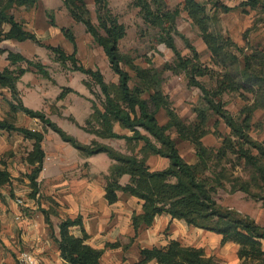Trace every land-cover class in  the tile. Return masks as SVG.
Here are the masks:
<instances>
[{"label": "trees", "instance_id": "1", "mask_svg": "<svg viewBox=\"0 0 264 264\" xmlns=\"http://www.w3.org/2000/svg\"><path fill=\"white\" fill-rule=\"evenodd\" d=\"M180 1L188 16L198 26L201 38L211 53V59L220 64L219 72L215 73L214 70L201 63L195 48L191 47L183 36L181 38L189 47L191 57L182 58L178 55L173 44V35L177 34L175 31V21L179 14L177 9H170L165 0H153L152 3L148 0H137L136 5L140 8L145 23L158 29V42L164 43L173 50L176 56L173 63L176 70L171 69L177 73L186 74L189 84L202 92L203 100L212 114L222 119L231 129L232 134L241 139L222 140L221 144L215 148L204 147L201 140L197 138L188 140L194 146L195 155L198 158L195 166H189L184 162L177 151L175 142L167 134L171 128L181 133V122L168 108L166 98L160 91L159 72L152 69H136L129 59L120 53L119 43L125 37L126 31L124 25L111 14L107 0H92L96 25L92 22L86 0H62V3L70 18L74 22L83 24L94 43L103 50L111 71L117 77V84L106 83L98 70L77 66L75 39L70 29H59L73 47L72 54L67 55L59 47L41 43L35 34L26 31L22 23L15 20L12 15L13 10L32 8L39 0H0V43L6 40L16 42L29 40L55 53L61 63L69 61L75 71L90 77L98 87L103 102L100 109L91 103V113L85 122V127L90 126L94 129L95 124L97 129L92 130V133L109 140L123 139L132 150L141 145L139 149L141 156L134 151L133 154L123 155L95 141L89 145L81 144L66 134L41 111L25 107L17 99L16 83L29 70L19 67L11 69L10 67L24 62L29 69H34L43 77H48V73L40 65L30 62L20 54L7 52V61L10 66L0 71V89H7L13 101H17L16 104H11L12 111H21L31 119L39 120L55 132L63 142L68 143L85 156L104 153L113 161L106 177L105 198L108 203H113L117 199L116 192L121 191L141 202L142 212L132 216L135 228L140 224L151 225L155 217L159 215H168L171 219L183 220L189 226L221 235L222 244L232 242L239 245V255L246 257L249 254L242 250L245 242L252 241L259 245V241L264 240V228L248 217L218 205L213 197L215 188L207 186L201 175L203 169L208 168L209 162L217 168L224 157L233 154L237 160H243L246 165H251L257 170L264 180V164L260 163L264 158V140H251L234 118L222 109L220 102L224 93L240 92L244 101L251 102L239 112L240 115H245L243 118L245 124L250 122L254 111H264V47L250 46L245 36L243 40L246 43L240 47L230 38L224 39L218 32L211 30L208 25L210 20L215 23L219 12L227 13L232 10L222 2L218 0L212 2L211 15L207 13L205 6L196 0ZM239 7L254 11L257 17L260 16L257 21H264V0H241ZM45 15L48 25L54 28L55 20L52 12H46ZM227 46L234 51L224 50ZM4 52L0 48V54ZM236 53L242 57V61ZM122 66H129L136 72L139 84L130 86L131 77ZM206 74L215 76V86L210 90L196 80L197 77ZM72 92L71 89L62 90L57 99H63L67 93ZM242 93H251L253 96L248 98ZM145 94H147L146 97H144ZM160 110H164L167 116V122L163 125H160L156 119V114ZM197 119L201 124L206 123L203 110L197 111ZM115 126L128 131L130 135L117 133L114 130ZM139 129L145 134H142ZM0 131L17 132L34 141L33 149L29 153V162L38 165L32 170L29 178L32 186L36 188V178L45 157L40 148L42 135L16 127L8 120H0ZM148 156L166 159L168 165L161 170H151L146 164ZM224 171V168L214 171L213 176L216 185L221 188ZM122 175L129 176V181L125 186L118 184ZM8 179V175L0 171V182ZM233 184L235 186L231 189V193L242 192L247 196L252 195L239 180H233ZM36 190H34L35 193ZM74 226H81L80 218L66 219L59 224L60 241L58 245L61 258L69 264H94L86 250H78L77 247L82 240H74L68 236V229ZM84 238H86L85 235ZM256 252L260 257H264V252L259 248ZM140 256L141 260L137 264H144L150 260H155L158 264H220L206 258L200 249L184 248L177 242L169 243L164 249L142 250Z\"/></svg>", "mask_w": 264, "mask_h": 264}, {"label": "rangeland", "instance_id": "2", "mask_svg": "<svg viewBox=\"0 0 264 264\" xmlns=\"http://www.w3.org/2000/svg\"><path fill=\"white\" fill-rule=\"evenodd\" d=\"M136 1L107 0L111 14L124 25L126 31L125 37L119 43V51L129 59L134 68L143 70L152 69L159 72L160 91L166 98L168 108L181 122V133H178L175 128H171L167 134L175 142L177 151L184 162L189 166H195L198 163V158L195 155L194 146L188 140L197 138V140H201L204 147L215 148L221 144L222 140L241 139L237 135L232 134L231 129L226 126L222 119L212 114V111L207 108L203 100L202 92L189 84L187 75L175 71L173 63L176 56L173 50L164 43L158 42V29L145 23L140 8L136 5ZM196 1L203 4L207 13L211 14V4L217 0ZM218 1L231 7L232 10L227 13L219 12L216 15L217 22L215 23L210 20L208 25L211 30L218 32L224 39L230 38L240 47H243L246 42L250 46L260 45L264 47V21H257L260 16L257 17L255 12L250 9L239 7L241 0ZM148 2L152 3L153 0H148ZM165 2L170 9H177L179 12L175 21V31L177 34L173 35V44L178 55L182 58L191 57L189 47L181 38L183 36L188 40L189 45L195 48L199 61L211 70H214L215 73L219 72L221 70L220 64L211 59V53L201 38L198 26L183 9L181 1L165 0ZM85 3L90 11L92 22L96 25L93 2L92 0H86ZM33 11L35 12V16L32 18L33 24L31 26L29 22L22 19L23 17H27L25 16L26 14L31 15ZM46 12H52L56 24L54 28L51 27L50 34L44 29L46 24H48ZM12 15L16 21L22 23L26 31L34 28L37 33V39L41 43L59 47L67 55L72 54L73 47L60 33L58 26L70 29L75 39L77 66L98 70L106 83L117 84V77L111 71L103 50L94 43L83 24L74 22L70 18L63 6L62 0H39L32 8L13 10ZM243 36H245L246 42L243 40ZM27 44L31 47L33 46L38 53H32L29 49L25 48ZM3 46L5 48L3 49L4 51H8V49H23L24 54L21 56L30 62L40 65L48 73V77H43L34 71V69H29L28 65L24 62L10 67L11 69L19 67L29 70L27 71L28 74H24L20 78L21 91L17 93L18 101L25 106L29 104L31 109L44 113L48 119L81 144L89 145L95 141L96 143L105 144L123 155L133 154V151L139 154L141 145L136 146L132 150L123 139L109 140L100 138L92 133L97 129L95 124L93 125L95 126L94 129H91L90 126L85 127V122L91 113V103H94L100 109L103 102V97L98 87L92 82L90 77L79 71H75L69 61L61 63L55 53L46 49V47L37 45L35 47L33 42L29 40H27V43L16 44L14 47L12 43L5 42ZM224 50L234 51V49L228 46L224 47ZM238 56L240 61H242V57ZM122 68L131 77L129 83L131 87L139 84L136 72L132 68L129 66H122ZM196 80L208 90L215 86V76L206 74L202 77H197ZM66 89H71L73 92L67 93L63 99L58 100V94ZM0 93L2 94L0 96V119H6L19 127L30 131L33 130V132L42 135V143L53 146L57 152L62 154L64 152L59 146L71 148L69 145L62 143L61 138L39 120L31 119L20 112L18 114L15 111L11 113L5 112L4 110L7 106L4 93L8 94V92L6 89H0ZM242 94L248 98L253 96L251 93ZM33 100L34 103H32ZM220 102L222 109L234 118L251 140H264V111H254L251 114L250 122L245 124L243 123L245 115H240L239 112L246 104H251V102L244 101L243 97L240 96V92L224 93ZM198 110L204 111L206 123L201 124L200 120L197 119ZM156 119L160 125L165 124L167 122L165 111L160 110L156 114ZM114 130L119 134L126 133L130 135L128 131L120 129L118 126H115ZM140 132L145 134L142 130ZM11 140L24 139L13 137ZM151 140L153 139L151 138ZM30 147L31 143L27 142L26 145H22L19 148V151L28 153ZM26 161H29L28 157ZM260 163L264 164V158H262ZM146 164L151 170H160L166 167L168 161L158 156H148ZM217 168H214L213 164L209 162L208 168L206 170L203 169L201 175L207 186L215 188L213 197L216 203L223 208L235 211L241 216L248 217L258 226L264 228V180H262L257 170L251 165H246L243 160H237L233 154H228L224 157ZM221 168L225 170L222 177V188L217 186L213 179L215 175L214 171H218ZM11 179L13 180L12 183H9V181L0 182V208L2 207L6 213L13 212L14 221L22 222L24 220L29 222V220L37 221V219L41 218L47 225L45 230L36 226L32 229V232L26 233V236L30 241L35 240V236H39L40 241H43L45 246H47V243H50L49 246H55L60 256L58 245L60 241L59 224L66 219L62 213L63 211L59 210L57 203L54 204L53 202L42 206L39 201L44 200L42 193H40L41 188L33 187L29 176H18ZM233 180H239L242 185L249 189L252 195L247 196L242 192L231 193V189L235 186ZM35 189H37L36 193L34 192ZM37 194L40 195L39 198L36 197ZM7 203H10V206ZM194 228L191 227L189 229L190 236L187 237L188 241H193L196 245L200 246L201 248L199 249L206 258H210L220 264H232L233 259L229 256H231L230 254L233 253L237 244H222L217 239L219 238L218 234L215 237L216 240H214V234L216 233L203 229L196 230ZM68 236L74 240H82L77 248L78 250H86L94 264H133L135 260L132 254L129 256L119 254L116 250L105 251L90 246L86 242L83 233L77 228L70 227L68 229ZM45 240L48 242H45ZM35 243L37 242L35 241ZM245 243L242 250L246 251V254L249 255L241 257L238 253L239 258L244 259L242 264H262L264 257H260L256 251L259 248L260 251L264 252V241H259V245L252 241H246ZM38 246L39 250H43L42 255L45 254V249L41 248L43 245ZM23 250L28 249L22 248L19 251L16 250L13 258Z\"/></svg>", "mask_w": 264, "mask_h": 264}, {"label": "crops", "instance_id": "3", "mask_svg": "<svg viewBox=\"0 0 264 264\" xmlns=\"http://www.w3.org/2000/svg\"><path fill=\"white\" fill-rule=\"evenodd\" d=\"M25 16L27 17H23L22 20L29 22L32 26V18L35 16V12L33 11L31 15L26 14ZM58 28L63 27L58 26ZM30 29L32 30L27 31L37 35L34 28ZM44 29L49 34L51 33V27L48 24ZM55 33L57 34V32ZM5 42L12 43L13 47L16 44L27 43V41L6 40L0 43L1 49H5L3 46ZM33 45L37 47L34 43ZM25 48L32 53H38L33 46L31 47L28 44ZM7 52L24 54L21 48L17 50L8 49V51L1 53L0 71L10 66L7 61ZM25 74H28V72ZM16 89L17 92L21 91L20 79L16 83ZM6 91L8 94L4 93V98L7 107L4 111L11 113L13 112L11 104L16 103L13 101L10 92L7 89ZM32 103H34V100ZM25 107L31 109L29 104ZM32 110L37 111L36 109ZM19 112L22 113L21 111H15L17 114ZM0 120L4 119L1 118ZM15 126L19 127L18 125ZM13 137L24 140H11ZM26 139L17 132L0 131V171L8 175L9 179L6 182L12 183L11 178L14 177L29 176L38 165L26 161L34 144L33 140ZM27 142L31 143L28 153L20 152L19 148L26 145ZM61 142L69 145L62 140ZM45 144L41 142L40 148L44 156H48L50 160L46 163V170L43 172L40 170L36 178L37 187L41 188L40 193L44 198V200L39 201L42 206L49 204V202L57 203V207L63 211L62 213L66 219L80 218L81 226H74V228L79 229L86 236V242L90 246L105 251L116 250L119 254L129 256L132 254L135 257L133 264H137L141 260L140 252L142 250L164 249L171 242H177L184 248H201L195 242L187 240V237L190 236L189 229L192 226L187 225L183 220L171 219L168 215H159L155 217L151 225L140 224L135 228L132 216L142 212V204L130 194L117 191L116 201L108 203L105 198L106 177L113 161L106 154L99 153L85 156L70 145L71 148L59 146L64 150L62 154L57 152L53 146ZM128 181L129 176L122 175L118 180V184L125 186ZM39 196V194L36 195L37 198ZM7 204L10 206V203ZM13 218V212L6 213L2 207L0 208V264H16L17 256L13 258V254L16 250L19 251L22 248H27L28 250L23 251L30 252L37 259L38 264H68L60 258L55 246H49L50 243L45 246L43 241H40L39 236H35L33 241H30L26 236V233L32 232V229L36 226L45 230L47 225L41 218L37 221L29 220V222L24 220L22 222L14 221ZM214 235L213 239L216 240L217 234ZM218 237L217 239L221 241V235ZM45 242L48 241L45 240ZM225 244L235 245L232 242H226ZM38 245H43L41 248L45 249V254L42 255L43 250H39ZM235 246V250L229 257L233 259L232 264H242L244 259H240L238 256L239 246ZM144 264L158 263L155 260H150Z\"/></svg>", "mask_w": 264, "mask_h": 264}, {"label": "built area", "instance_id": "4", "mask_svg": "<svg viewBox=\"0 0 264 264\" xmlns=\"http://www.w3.org/2000/svg\"><path fill=\"white\" fill-rule=\"evenodd\" d=\"M49 160L50 158L48 156L44 157L40 168L42 172L46 170V163ZM16 264H38V261L30 252L20 251L16 257Z\"/></svg>", "mask_w": 264, "mask_h": 264}]
</instances>
